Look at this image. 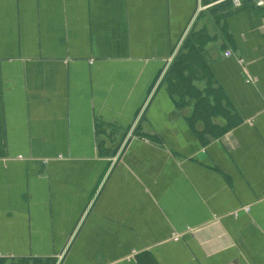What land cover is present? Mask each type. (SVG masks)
Returning a JSON list of instances; mask_svg holds the SVG:
<instances>
[{
    "label": "crops",
    "instance_id": "obj_1",
    "mask_svg": "<svg viewBox=\"0 0 264 264\" xmlns=\"http://www.w3.org/2000/svg\"><path fill=\"white\" fill-rule=\"evenodd\" d=\"M20 259L264 264V8L0 0V264Z\"/></svg>",
    "mask_w": 264,
    "mask_h": 264
},
{
    "label": "trees",
    "instance_id": "obj_2",
    "mask_svg": "<svg viewBox=\"0 0 264 264\" xmlns=\"http://www.w3.org/2000/svg\"><path fill=\"white\" fill-rule=\"evenodd\" d=\"M195 44L196 43L191 39V37L188 36L181 51L173 60L164 78V82H168V89L170 92L181 98L186 96L189 92L194 94L197 93L194 87L190 84V81L193 75H195L196 70H198V68H195L196 64L201 65L203 62L202 56L199 54ZM190 72L193 75H189ZM200 112L203 111L201 110ZM15 264H54V261L50 262L48 260L39 259H20Z\"/></svg>",
    "mask_w": 264,
    "mask_h": 264
},
{
    "label": "built area",
    "instance_id": "obj_3",
    "mask_svg": "<svg viewBox=\"0 0 264 264\" xmlns=\"http://www.w3.org/2000/svg\"><path fill=\"white\" fill-rule=\"evenodd\" d=\"M249 1L255 8H264V0H249ZM233 3L235 6H241L242 0H233ZM231 54H232L231 50H226L224 52L225 56H230ZM248 80H250V78ZM246 209H248V208H246ZM180 237H181V234L174 233L172 236V239L179 240Z\"/></svg>",
    "mask_w": 264,
    "mask_h": 264
}]
</instances>
